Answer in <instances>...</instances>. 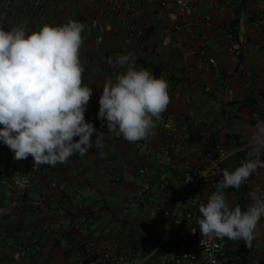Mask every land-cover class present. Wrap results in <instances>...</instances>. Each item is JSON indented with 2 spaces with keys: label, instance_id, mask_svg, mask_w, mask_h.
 Returning <instances> with one entry per match:
<instances>
[{
  "label": "crops",
  "instance_id": "1",
  "mask_svg": "<svg viewBox=\"0 0 264 264\" xmlns=\"http://www.w3.org/2000/svg\"><path fill=\"white\" fill-rule=\"evenodd\" d=\"M113 0H15L14 12L3 19L0 13V26L5 31L13 26H23L28 32L38 31L43 25L59 26L69 19L86 25L82 32L84 43L80 49V60L85 71L82 74L83 85L89 86L93 96L100 98L105 80L115 76L124 69L114 68L108 59L131 53L135 57L137 68L143 67L152 72V66L161 70L169 83L172 92L171 102L163 116L182 117L190 112L187 103L191 99L196 104L195 115L202 120L208 136L224 145L231 146L234 137L250 138L257 121H264V34L247 26L242 18L239 25V38L233 41L227 23L243 14H263L264 0H194L193 6L183 16H178L172 9L161 8V0H122L123 8L115 12L110 5ZM126 22H131L145 30L146 36H130L126 31ZM176 27H180L176 30ZM241 31H245L242 35ZM244 41L247 42L245 47ZM261 45L260 49H255ZM215 59L218 69L209 66L208 61ZM226 75V84L220 82V75ZM220 110L230 125L242 129V133H223L227 141H220L217 110ZM260 113L259 119L254 114ZM85 119L92 122L98 132L107 133V124L98 117V111L90 103L87 105ZM2 127V126H0ZM75 137L74 140H77ZM96 133L92 136L95 142ZM239 139V140H240ZM103 156L95 154L97 149L89 150L86 157L73 158V165L68 163L56 166L40 165L33 169V158L15 160L14 153L0 142V161L14 166L24 173L41 176L43 169L48 168L52 177L49 181L64 183L67 190L59 193L48 189L46 183H37L26 191V198H40L59 202L66 225L65 236L72 242L84 239L86 231L75 230V217L85 211L95 215L94 231L91 238L96 239L101 247L111 242L103 235L109 230L113 233L119 251L133 252L138 245L152 244L167 237L172 241L184 229L170 226L159 209H147L134 212L135 217L124 219L121 228L112 229V221L106 214L111 206L107 195H115L118 188L113 181L122 173L127 164L133 168L143 163L142 156H132L129 143L119 145L112 139V133L105 137ZM111 163L109 168L107 164ZM133 164V166H131ZM111 172L108 183L94 184L89 177L93 173ZM154 174H174L173 165L160 164L152 168ZM94 175V174H93ZM171 176V177H172ZM85 188L86 194L81 190ZM120 188V187H119ZM128 192L127 200L138 197L133 185L122 186ZM71 189L78 190L84 197L78 202L71 194ZM111 192V193H110ZM110 193V194H109ZM19 198L7 194L0 188V234L10 233L17 241L22 238L39 249V253L27 263H18L17 250L9 242H0V264H72L73 253L63 251L54 241L51 232L46 229L51 223L61 218L51 210L37 213L22 210ZM124 206V205H123ZM129 234H125L128 226ZM262 227V226H261ZM256 233L255 249L264 252V226ZM232 251L238 249L239 241L229 240ZM165 247L146 264H166L169 261ZM26 258V257H24ZM249 264H252L251 261Z\"/></svg>",
  "mask_w": 264,
  "mask_h": 264
},
{
  "label": "clouds",
  "instance_id": "2",
  "mask_svg": "<svg viewBox=\"0 0 264 264\" xmlns=\"http://www.w3.org/2000/svg\"><path fill=\"white\" fill-rule=\"evenodd\" d=\"M86 25L69 19L66 24L43 25L28 32L23 26L5 31L0 26V142L14 153V159L33 158V169L56 166L71 157H86L89 150L103 156L108 133L138 142L155 135L162 113L170 104L169 83L143 67L135 57L122 54L108 59L114 68L124 69L115 79L103 83L98 117L107 124V133L98 132L85 112L92 89L83 85L85 68L80 60ZM96 133L95 142L92 141ZM78 137L77 140H74ZM247 159L229 171L210 165L199 176H221L206 203L199 205L201 246L212 240H243L251 246L264 217V192L249 193L251 204L242 211L230 207L225 189H239L258 169H264V121H257L248 141ZM195 234L196 228L191 229Z\"/></svg>",
  "mask_w": 264,
  "mask_h": 264
},
{
  "label": "built area",
  "instance_id": "3",
  "mask_svg": "<svg viewBox=\"0 0 264 264\" xmlns=\"http://www.w3.org/2000/svg\"><path fill=\"white\" fill-rule=\"evenodd\" d=\"M93 2V0H90ZM194 0H161L160 6L165 9H172L178 16H183L191 10ZM115 12H120L123 8L122 0L110 2ZM15 10V0H0V13L3 19L10 16ZM247 26L254 28L264 34L263 14H243ZM126 31L130 36L143 38L145 30L139 28L131 22H126ZM179 30L180 27H176ZM244 35L245 31H241ZM245 47L247 42L244 41ZM261 45H256L255 49H260ZM209 66L218 69L215 59L208 61ZM226 75H220V82L226 84ZM171 98L172 92L169 91ZM89 103L99 111V99L93 95ZM88 103V104H89ZM190 112L182 117L163 116L156 122L155 135L146 140L138 142H128L122 136H114L112 139L123 147L129 143L132 156H142L143 163H137L133 168L128 164L120 175L113 181L116 188L133 185L138 197L127 200L122 208V215L128 218L134 212L147 209H159L170 226H176L184 231L176 235L172 241H167V237L152 244L138 245L134 251H119L115 244L113 233L104 231L103 235L110 238L111 242L106 247L98 245L96 239L91 238L94 231L93 223L95 215L85 211L82 215L75 217V230L82 228L86 231L85 237L80 242H72L65 236L63 227L66 225L62 205L59 202L48 199L47 196L40 198H26V191L37 183H47L48 189L63 193L67 190L64 183L49 181L52 173L48 168L43 169L41 176L37 174H27L20 169L7 165L0 161V188L9 194L16 193L19 198V206L22 210H31L41 213L44 210H51L61 216L60 220L46 226L53 237V241L65 252L73 253L72 264H146L156 257L165 247L169 261L166 264H239L234 256L229 239L212 240L207 246H201L203 238L199 225L196 224L199 217V205L206 203L208 197L215 191V185L222 178L221 176L205 179L199 176L201 170L207 168L211 161L209 157L217 161L219 169L227 168L229 171L240 166L241 156L246 160L249 138L235 140L233 145L228 146L216 141L208 136L207 126L195 115L196 104L191 99L187 100ZM260 113L254 114V118L259 119ZM264 161V153L261 154ZM160 164L173 165L174 174L168 177L165 173L154 174L152 168ZM248 192L259 188L264 192V169H258L250 178L241 185ZM228 189V188H227ZM225 195L228 201V193ZM71 194L82 202V194L75 189H71ZM172 194V196H171ZM196 228L195 234L191 229ZM0 242H9L22 257H33L39 253V249L26 242L22 238L17 241L10 233L0 234ZM264 264V252L254 249L249 263ZM248 263V264H249Z\"/></svg>",
  "mask_w": 264,
  "mask_h": 264
},
{
  "label": "rangeland",
  "instance_id": "4",
  "mask_svg": "<svg viewBox=\"0 0 264 264\" xmlns=\"http://www.w3.org/2000/svg\"><path fill=\"white\" fill-rule=\"evenodd\" d=\"M216 117L218 118V126L217 127H214V132L217 131L218 133V130L220 131V135H219V140L222 142V141H227L226 138L222 137L223 136V133H229V134H234V133H242V129L241 128H238L237 126H232L230 125V123L228 122V120L225 119L224 115H222V113L220 112V110L218 109L217 110V113H216ZM66 163H68V165H73V158L71 157ZM112 164L109 163L107 164V167H111ZM111 172H107L106 174H102V175H98V174H95L93 173L92 175H89V177H92L93 178L91 179L93 181L94 184H98L100 181L102 183H108V180L112 178V175L110 174ZM172 174H169V177H171ZM85 188L83 190H81V193L83 195L86 194L85 192ZM111 193V192H110ZM109 193V194H110ZM172 196V194H171ZM127 197H129L128 195V192L123 189L122 187L118 188V191L115 193V195H107L106 196V200L107 202L110 204L111 206V211H109L106 215V217L108 219H111L112 221V229H120L121 226H122V223L123 222V218L121 216V208L123 207V205L125 204L126 202V199ZM252 201L250 200V197H249V204H251ZM135 217V214L134 215H131L130 218H128V220H130L131 218ZM262 226V227H261ZM264 226V217L261 218L260 220V223L258 225V229L259 227L263 228ZM130 230H131V226L129 225L127 227V230L125 231V234H129L130 233ZM16 255V261L18 263H27L30 258H24L22 256H20L19 254H17L16 252L14 253Z\"/></svg>",
  "mask_w": 264,
  "mask_h": 264
},
{
  "label": "trees",
  "instance_id": "5",
  "mask_svg": "<svg viewBox=\"0 0 264 264\" xmlns=\"http://www.w3.org/2000/svg\"><path fill=\"white\" fill-rule=\"evenodd\" d=\"M239 25H240L239 15H237L235 19L227 23V26H229V30L231 32V37L234 42L237 41L239 38ZM145 36H146V33H145ZM152 67L155 71L156 77L159 78V74L161 73V70L155 66H152ZM233 137L238 140L240 139V136H229V139ZM242 160H244V156H241V161ZM227 193H228V203L230 207H235L239 205L242 211L247 209L249 205V192L247 189H245L242 186L238 190L229 187L227 189ZM255 244H256V237L252 241V244L250 247L247 246L243 240H240L238 249L233 253L234 256L238 259L239 264L249 263L251 254L253 250L255 249Z\"/></svg>",
  "mask_w": 264,
  "mask_h": 264
}]
</instances>
